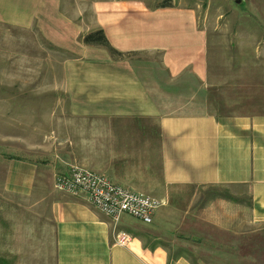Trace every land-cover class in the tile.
I'll list each match as a JSON object with an SVG mask.
<instances>
[{"label":"crops","instance_id":"crops-1","mask_svg":"<svg viewBox=\"0 0 264 264\" xmlns=\"http://www.w3.org/2000/svg\"><path fill=\"white\" fill-rule=\"evenodd\" d=\"M145 1L0 0V23L35 28L60 47H75L78 38L102 30L115 49L133 54L119 59L106 54L102 61L91 57L89 91L70 94L86 103L83 109L78 103L73 116L88 118L92 155L87 151L85 164L166 201L155 212L148 238L168 243L145 244L137 226L126 227L131 240L117 245L114 223L85 195L49 190L41 174L50 168L67 172L78 163L74 151L53 155L54 165L0 163L5 184L18 195H30L46 212L42 217L55 240V264H223L225 244L232 247L233 261L235 256L256 259V250H264V232H258L264 225V113L210 112L207 33L197 29L195 14L174 6L146 7ZM160 23L168 34H162ZM149 55L158 60H148ZM143 121L153 122L154 131ZM68 139L62 137L61 148L73 145ZM207 186L245 187L249 203L220 198L204 206L170 203L178 188ZM209 230L219 236L212 238Z\"/></svg>","mask_w":264,"mask_h":264},{"label":"rangeland","instance_id":"rangeland-1","mask_svg":"<svg viewBox=\"0 0 264 264\" xmlns=\"http://www.w3.org/2000/svg\"><path fill=\"white\" fill-rule=\"evenodd\" d=\"M166 5L195 14L197 29L207 33L205 61L209 111L218 116L264 113V0L145 1L146 7L165 8ZM145 16L148 18L150 15ZM162 24V34H168L170 30L162 29ZM145 33L147 31H144L143 39L149 40ZM77 40L79 42L73 44L79 45L75 47L69 44L70 41L65 42L70 46L60 47L35 28L23 30L0 23V163L7 165L10 160L20 159L54 165L53 155H63L68 151L67 155L72 156L74 151L78 163L72 165L90 168L85 164L87 151L89 156L92 155L87 141L91 134L88 118L73 116L74 110L78 109L77 104L83 109L86 103L81 99L72 100L70 94L89 91L87 82L91 80V57L102 61L106 54L113 59L133 54H112L100 45L85 47L83 43V47L82 38ZM145 56L139 59L145 60L148 55ZM149 56L148 60L152 56L158 60L156 55ZM153 124L142 122L154 131ZM64 136L70 138L68 140L73 145L61 148ZM91 169L99 170L92 165ZM56 171L50 168L41 174L44 179L41 180L49 190H56L53 185V177L59 173ZM5 173L0 170V264H55V240H52L47 220L42 217L46 212L40 211V205L35 204L30 195L21 196L8 189ZM214 193L221 196H213ZM173 194L174 200L170 203L178 206H204L216 198L249 203L245 187H184L176 189ZM119 226L123 230L141 227L136 231L147 237L145 244L168 243V240L148 238L151 236V223L129 215L121 217ZM260 228L258 232L263 233L264 225ZM209 232L214 234L212 238L216 237L215 234L219 236L218 231ZM225 242L230 243V240ZM222 247L226 251L221 258L223 264H264L263 247L256 250V259L253 256L236 260L235 256L234 261L231 245Z\"/></svg>","mask_w":264,"mask_h":264},{"label":"built area","instance_id":"built-area-1","mask_svg":"<svg viewBox=\"0 0 264 264\" xmlns=\"http://www.w3.org/2000/svg\"><path fill=\"white\" fill-rule=\"evenodd\" d=\"M53 182L60 192L85 195L94 208L109 217L114 223L113 243L117 245H125L131 240L127 232L117 228L123 215L151 223L155 212L166 204L164 199L132 190L114 182L103 172L79 165L57 173Z\"/></svg>","mask_w":264,"mask_h":264},{"label":"trees","instance_id":"trees-1","mask_svg":"<svg viewBox=\"0 0 264 264\" xmlns=\"http://www.w3.org/2000/svg\"><path fill=\"white\" fill-rule=\"evenodd\" d=\"M168 7V5H166ZM82 42L86 45H100L109 50L112 54H121L118 50H116L111 43L109 42L108 38L105 36L102 30H97L94 32H90L82 37ZM221 196V194L214 193L213 196Z\"/></svg>","mask_w":264,"mask_h":264}]
</instances>
